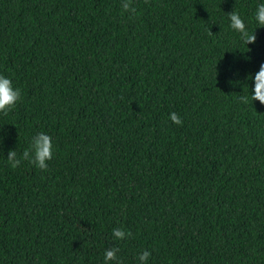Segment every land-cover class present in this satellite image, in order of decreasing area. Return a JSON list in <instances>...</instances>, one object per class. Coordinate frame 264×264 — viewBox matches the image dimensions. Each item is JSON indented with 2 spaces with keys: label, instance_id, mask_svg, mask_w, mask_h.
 Segmentation results:
<instances>
[{
  "label": "trees",
  "instance_id": "obj_1",
  "mask_svg": "<svg viewBox=\"0 0 264 264\" xmlns=\"http://www.w3.org/2000/svg\"><path fill=\"white\" fill-rule=\"evenodd\" d=\"M260 3L0 0V75L21 93L0 113V264H104L113 246L122 264H264ZM39 132L47 170L13 169Z\"/></svg>",
  "mask_w": 264,
  "mask_h": 264
},
{
  "label": "clouds",
  "instance_id": "obj_2",
  "mask_svg": "<svg viewBox=\"0 0 264 264\" xmlns=\"http://www.w3.org/2000/svg\"><path fill=\"white\" fill-rule=\"evenodd\" d=\"M147 3V0H145ZM121 8L123 12L135 14L136 8L132 6V0H121ZM255 22L258 26L264 27V3L257 5L255 16ZM230 27L240 34L241 39L246 45L253 44L256 41L254 31L250 34L243 19L236 12L229 13ZM21 99V93L18 88H14L12 81L3 75H0V113L8 115L9 111L14 109L17 102ZM240 101L244 104L249 103L248 96L239 97ZM251 103L253 101H259L261 105H264V63H261L259 70L254 75V87L250 94ZM169 119L176 125H182L183 121L176 113H170ZM2 139V138H0ZM53 144L51 136L44 132L37 133L32 137L29 148L25 149L22 156L18 158L15 150H9L7 154V161L10 166L15 169L20 166L21 161H27L36 168L46 171L48 168V161L53 158ZM132 233L125 231L121 228H114L112 230V240L119 241L127 238H131ZM120 251L118 247L106 248L104 252V264H110V262H116V264H122V261L118 259L117 253ZM150 252L144 250L138 256L139 264H147L150 257Z\"/></svg>",
  "mask_w": 264,
  "mask_h": 264
}]
</instances>
